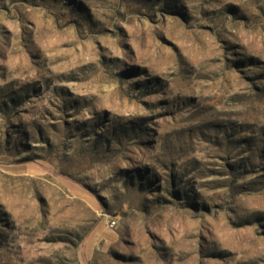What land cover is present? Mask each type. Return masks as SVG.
Segmentation results:
<instances>
[{"label": "rangeland", "instance_id": "rangeland-1", "mask_svg": "<svg viewBox=\"0 0 264 264\" xmlns=\"http://www.w3.org/2000/svg\"><path fill=\"white\" fill-rule=\"evenodd\" d=\"M0 264H264V0H0Z\"/></svg>", "mask_w": 264, "mask_h": 264}, {"label": "built area", "instance_id": "built-area-1", "mask_svg": "<svg viewBox=\"0 0 264 264\" xmlns=\"http://www.w3.org/2000/svg\"><path fill=\"white\" fill-rule=\"evenodd\" d=\"M109 226L113 227L115 225V220L114 219H109L108 220Z\"/></svg>", "mask_w": 264, "mask_h": 264}]
</instances>
